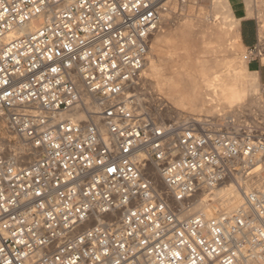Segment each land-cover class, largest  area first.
<instances>
[{"label":"built area","instance_id":"1","mask_svg":"<svg viewBox=\"0 0 264 264\" xmlns=\"http://www.w3.org/2000/svg\"><path fill=\"white\" fill-rule=\"evenodd\" d=\"M241 1L255 37L243 59L260 72L264 0L250 16ZM164 2L0 0V264L264 258L263 191L228 213L180 216L264 158V131L139 109Z\"/></svg>","mask_w":264,"mask_h":264},{"label":"bare ground","instance_id":"2","mask_svg":"<svg viewBox=\"0 0 264 264\" xmlns=\"http://www.w3.org/2000/svg\"><path fill=\"white\" fill-rule=\"evenodd\" d=\"M166 2L167 0L164 2L165 10L163 11L162 22L168 18ZM252 2L253 0H245L249 12L253 10ZM213 9L216 16L220 15L221 17H219L220 23L218 24H214V22V25L212 23H200L202 26L194 30L192 26H187L189 25L188 22L186 25L185 23L183 25L180 24V26L174 30H168V32L163 33L160 32L156 34L154 38L156 43L168 42L169 44V38L171 39L172 37L183 49V51L180 50L182 52L179 53L176 50L177 53H174V55L177 56L176 59H174L175 56H172V58L169 57L170 55L167 56L166 53L163 57H159L164 61L162 64L156 65L154 58L150 59L149 71L153 73L159 72V75L151 84L155 88V94L162 95L158 101L161 102L159 105H163V107L161 106L162 108H160L157 106L153 117L150 114L151 111L149 112L147 108H145L142 100L143 98L139 95V109L142 112L148 113L158 122L164 123L165 118H169V121H180L185 119V116H189L188 114L183 115L184 112H190L189 114H192L193 112L199 113L203 111L214 116L212 124L217 126L222 124L221 121L224 119L221 117V114L226 108L230 110L229 112H231V114L233 112L234 115L236 112L234 113L233 110L241 107L245 108V106H248V109H251L253 105L264 108L261 88L262 83L259 72L248 69L247 61L246 68L241 67L237 56H235L236 50L232 49V43L230 45L231 47L227 45V41L229 40L228 36L231 31H229V29L231 27H233L234 31L232 34L235 33L236 37L241 39V19L236 17L229 0H214ZM177 44H174V47ZM223 52L225 55L220 54ZM207 54L211 55V58L207 59ZM158 62L159 61H157V63ZM162 65L166 68L164 71H161ZM145 83L146 78L139 89V94L143 93L145 90ZM247 101L248 103L246 104L245 102ZM0 121L3 123L1 114ZM254 166L245 173L246 176H244V174L237 175L222 182L209 191L197 193L195 197H198V201L193 203V205L189 204L185 206V204L181 203L180 216L187 218L192 216V214L194 215L201 212L207 217H211L216 216L218 212L222 214L233 211L241 201V192L239 189H235V182L241 187L240 189L244 190V194L249 192L250 189L242 185V181L246 182L244 179L248 178V175L251 174L253 170H255V172L259 170V162ZM154 175L157 184L162 188L163 182L160 176L156 172ZM256 190L264 192V189ZM187 207L191 208L184 214H181V211L183 212ZM189 212H191V214L185 216V214ZM258 262L256 261L252 264H259Z\"/></svg>","mask_w":264,"mask_h":264},{"label":"rangeland","instance_id":"3","mask_svg":"<svg viewBox=\"0 0 264 264\" xmlns=\"http://www.w3.org/2000/svg\"><path fill=\"white\" fill-rule=\"evenodd\" d=\"M232 2H233V5L237 8L238 13H241L244 10L241 0H232ZM262 4H263V7H264V2ZM166 5H167L168 18L166 20H163L162 30L157 32L156 34H158L160 32H162V33L163 32H168V30L169 31L170 30H174L175 28L179 27L180 24L183 25L185 23V25H186V24H188V22H189V25H187V26H190V27L192 26V28L194 30H197L198 28H200V26H202L201 25L202 23L203 24L204 23H206V24H211L212 23L213 24V22H214V24L215 23L216 24L220 23V18L221 17H220V15L216 16V14L214 12V9H213L214 8V0H167ZM263 7H262V9H263ZM250 13L251 12H249V14ZM206 19H207V21H206ZM204 21H206V22H204ZM241 23H245L244 31L246 33L247 39L248 40H252V38L254 36L252 21L251 20H243V21L241 20ZM209 29H210V27H209ZM229 31H230V34H229L228 37H229V40H231V41L228 40L227 41L228 42L227 45L229 47H231L230 45L232 43V49L236 50L235 51V53H236L235 56H237V59L239 60V65L241 67H243V68H246V66H247L246 65V61L243 59V55H244V53L246 51V44H245L243 39L237 38L235 33L232 34L234 32L233 31V27H231L229 29ZM262 31H264V25L262 26ZM156 34L154 35L153 40L151 42L149 56H148V65H147L148 68H146V73L147 74L145 73V78H146V83L144 85L145 90L143 91V93L139 94L143 98L142 100H143L145 108H147V110L149 112L151 111L150 114L153 117H154L155 110H156L155 108L157 106L162 108L163 105H159L161 102L158 101V99L160 97H162V95L161 94H158V95L155 94V92H154L155 88L151 84V82L154 81L155 78L159 75V72L158 73H156V72L153 73V72L149 71L150 59L154 58L155 64L158 65V64H162L164 62V61L161 60L162 58H159V57H163L165 53L167 54V56L170 55L169 57H172V56L174 57L175 56L174 53H177V52L179 53V52L183 51V49L180 47V45H178L176 43L177 41H175L172 37H171V39L169 38V44H168V42L167 43H165V42L156 43L154 41V38H155ZM174 44H177V45H175V47H174ZM168 45H169V47H168ZM176 47H177V49H176ZM176 50H177V52H176ZM180 50H182V51H180ZM220 54L221 55H225L224 52L220 53ZM210 56L211 55L207 54L206 55L207 59L211 58ZM218 56H220V55H218ZM176 58H177V56L174 57V59H176ZM157 61H159V62L157 63ZM256 67H258V64L256 62H252L251 63L252 70L255 69ZM161 68H162L161 71H164V69H166V68H164L163 65H162ZM261 83H262V85H261V88H262V99H264V79H262V77H261ZM144 99H145V101H144ZM164 103H166V102H164ZM245 103L247 104L248 101L245 102ZM248 108H249L248 106H245V108L241 107V108H237L236 110H233L234 113L236 112L235 115L233 114V112L231 114V112H229L230 110L228 108H226L221 114V117L224 119L223 121H221L222 125L225 124L226 121H231L230 123H232V121H234L233 125L230 124V126L232 128L234 127V129H238V127H240V125L247 124V125H249L250 127L254 128V129H258L259 131H264V108H259V107L255 106V105H253L251 107V109H248ZM189 113L190 112H184L183 115L184 114H188L192 118H198V119L199 118H202V119L207 118V119H211L212 121H214V119H213L214 116L212 114H207L206 112H203V111H201L199 113L198 112H193L194 114L193 113L189 114ZM157 120H159V119H157ZM168 120H169V118H165L164 119L165 122H167ZM218 126L220 127L221 125H218ZM3 129H4L3 124L0 121V134H3ZM259 164H260L259 170H257L256 172H255V170H253L252 173L248 175V178L244 179L246 182L242 181L243 182L242 185H244L247 188H249L250 191L251 190H256V189H264V158L259 161ZM244 176H246V174H244ZM234 187H235V189H239L240 190V192H241V200H242L243 195H244V190L240 189L241 187H239L238 183H236V182H235ZM197 201H198V197L197 198L195 197V198L192 199V203L191 204L193 205V203H195ZM190 208L191 207H187V209L183 210V212L181 211V214H184ZM189 214H191V212L185 214V216H188ZM219 214H221V213H219V212L216 213V215H219ZM258 261L257 262L259 264H264V258L263 259L261 258V260L259 259Z\"/></svg>","mask_w":264,"mask_h":264},{"label":"crops","instance_id":"4","mask_svg":"<svg viewBox=\"0 0 264 264\" xmlns=\"http://www.w3.org/2000/svg\"><path fill=\"white\" fill-rule=\"evenodd\" d=\"M229 1H230V4H231L232 8H233V11H234L235 15H236L237 17H239V19H241V20L243 21V20H244V16H245L244 11H242L241 13H238V10H237V8L233 5L232 0H229ZM244 25H245V23H241V21H240V35H241V39L244 40V42H245L246 45H250V44H252V43L254 42L255 37L253 36L252 40H248V39H247V37H246V33H245V31H244ZM251 63H252V62L247 63L248 68H249L250 70H252V68H251ZM256 63H257V62H256ZM256 68L258 69V67H256ZM256 68H255V69H256ZM253 71H257V70H253ZM257 72H259V71H257ZM259 74H260V78L262 77V79H264V68H262V69L260 70Z\"/></svg>","mask_w":264,"mask_h":264}]
</instances>
